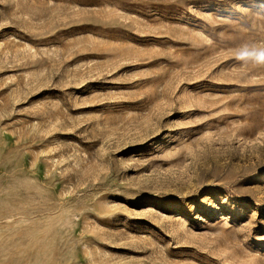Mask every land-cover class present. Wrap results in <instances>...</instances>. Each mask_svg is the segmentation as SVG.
<instances>
[{
  "label": "rangeland",
  "instance_id": "rangeland-1",
  "mask_svg": "<svg viewBox=\"0 0 264 264\" xmlns=\"http://www.w3.org/2000/svg\"><path fill=\"white\" fill-rule=\"evenodd\" d=\"M264 0H0V264H264Z\"/></svg>",
  "mask_w": 264,
  "mask_h": 264
},
{
  "label": "clouds",
  "instance_id": "clouds-1",
  "mask_svg": "<svg viewBox=\"0 0 264 264\" xmlns=\"http://www.w3.org/2000/svg\"><path fill=\"white\" fill-rule=\"evenodd\" d=\"M235 59L243 65L264 67V46L243 45L236 51Z\"/></svg>",
  "mask_w": 264,
  "mask_h": 264
}]
</instances>
